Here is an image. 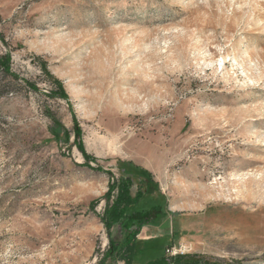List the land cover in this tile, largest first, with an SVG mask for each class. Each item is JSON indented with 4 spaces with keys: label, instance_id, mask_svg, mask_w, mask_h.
Here are the masks:
<instances>
[{
    "label": "rangeland",
    "instance_id": "obj_1",
    "mask_svg": "<svg viewBox=\"0 0 264 264\" xmlns=\"http://www.w3.org/2000/svg\"><path fill=\"white\" fill-rule=\"evenodd\" d=\"M5 52L0 264H95L121 161L167 211L135 264H264V0H0Z\"/></svg>",
    "mask_w": 264,
    "mask_h": 264
},
{
    "label": "trees",
    "instance_id": "obj_2",
    "mask_svg": "<svg viewBox=\"0 0 264 264\" xmlns=\"http://www.w3.org/2000/svg\"><path fill=\"white\" fill-rule=\"evenodd\" d=\"M0 71L6 77L13 80L18 79L17 75L11 69L10 56L6 52L0 54ZM53 82L55 93H51L50 96L67 99L61 83L56 80ZM25 84L36 90L35 86L27 82ZM78 134L76 133V135ZM78 148L86 160H95L84 152L81 144L78 145ZM118 164L124 174L123 177L115 179L110 172H106L110 178L107 191L104 194L106 204L100 216V221L106 233L107 245L98 256L95 264H135L134 257L138 245L137 236L140 229L155 219H163L167 215V211H165L161 202L153 203L141 209L138 207V204L145 198L146 194H150L149 190L147 191V185L156 184L153 182L151 173L141 169L131 161H121ZM97 171L104 172L99 168H97ZM133 186L136 187V191L132 195L131 189ZM111 198L112 200L110 201ZM114 227L117 229V234L112 232ZM160 246L162 245L160 244L158 247L152 248V251L160 248ZM200 262V257L194 254L184 253L175 254L168 259L164 256H154L144 264H199Z\"/></svg>",
    "mask_w": 264,
    "mask_h": 264
},
{
    "label": "bare ground",
    "instance_id": "obj_3",
    "mask_svg": "<svg viewBox=\"0 0 264 264\" xmlns=\"http://www.w3.org/2000/svg\"><path fill=\"white\" fill-rule=\"evenodd\" d=\"M221 60H222V59H221ZM220 62H221V61H220ZM221 65H222V64H221ZM250 178H251V177H250ZM254 179H255V178H254ZM261 179H262V178H261ZM259 180H260V179H259ZM248 182H249V181H248ZM255 183H256V182H255ZM255 183H254V184H255ZM256 184H258V182H257ZM256 184H255V185H256ZM260 185H261V184H260Z\"/></svg>",
    "mask_w": 264,
    "mask_h": 264
}]
</instances>
